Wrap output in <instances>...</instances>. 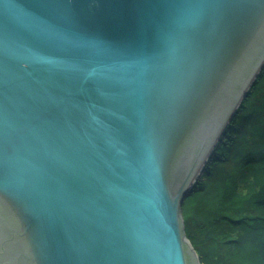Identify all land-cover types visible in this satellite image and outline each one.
<instances>
[{
  "label": "water",
  "instance_id": "1",
  "mask_svg": "<svg viewBox=\"0 0 264 264\" xmlns=\"http://www.w3.org/2000/svg\"><path fill=\"white\" fill-rule=\"evenodd\" d=\"M264 67V0H0V264H202L183 205Z\"/></svg>",
  "mask_w": 264,
  "mask_h": 264
},
{
  "label": "trees",
  "instance_id": "2",
  "mask_svg": "<svg viewBox=\"0 0 264 264\" xmlns=\"http://www.w3.org/2000/svg\"><path fill=\"white\" fill-rule=\"evenodd\" d=\"M202 264H264V67L183 205Z\"/></svg>",
  "mask_w": 264,
  "mask_h": 264
}]
</instances>
